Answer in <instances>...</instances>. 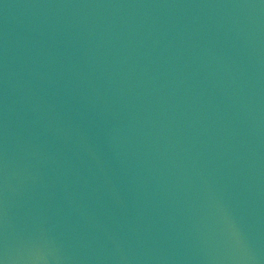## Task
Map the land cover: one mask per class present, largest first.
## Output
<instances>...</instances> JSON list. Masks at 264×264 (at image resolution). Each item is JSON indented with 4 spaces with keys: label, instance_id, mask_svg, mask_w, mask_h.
Here are the masks:
<instances>
[{
    "label": "water",
    "instance_id": "water-1",
    "mask_svg": "<svg viewBox=\"0 0 264 264\" xmlns=\"http://www.w3.org/2000/svg\"><path fill=\"white\" fill-rule=\"evenodd\" d=\"M0 264H264V0H0Z\"/></svg>",
    "mask_w": 264,
    "mask_h": 264
}]
</instances>
